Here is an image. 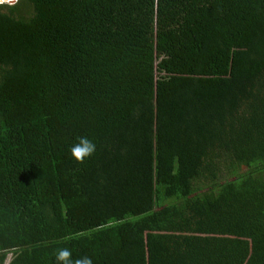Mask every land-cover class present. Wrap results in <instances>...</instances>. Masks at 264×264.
<instances>
[{
  "label": "trees",
  "instance_id": "obj_1",
  "mask_svg": "<svg viewBox=\"0 0 264 264\" xmlns=\"http://www.w3.org/2000/svg\"><path fill=\"white\" fill-rule=\"evenodd\" d=\"M62 247L264 264V0L0 3V264Z\"/></svg>",
  "mask_w": 264,
  "mask_h": 264
},
{
  "label": "clouds",
  "instance_id": "obj_2",
  "mask_svg": "<svg viewBox=\"0 0 264 264\" xmlns=\"http://www.w3.org/2000/svg\"><path fill=\"white\" fill-rule=\"evenodd\" d=\"M97 150L96 144L86 136L78 137L77 142L70 147V154L78 163H83L88 157H91ZM57 264H93L92 258L82 256L72 257V250L68 247H62L55 253Z\"/></svg>",
  "mask_w": 264,
  "mask_h": 264
},
{
  "label": "built area",
  "instance_id": "obj_3",
  "mask_svg": "<svg viewBox=\"0 0 264 264\" xmlns=\"http://www.w3.org/2000/svg\"><path fill=\"white\" fill-rule=\"evenodd\" d=\"M16 0H0V3H7V4H11L13 2H15Z\"/></svg>",
  "mask_w": 264,
  "mask_h": 264
}]
</instances>
